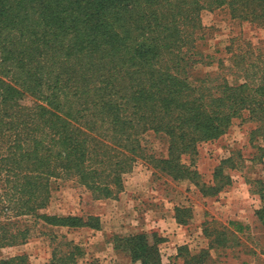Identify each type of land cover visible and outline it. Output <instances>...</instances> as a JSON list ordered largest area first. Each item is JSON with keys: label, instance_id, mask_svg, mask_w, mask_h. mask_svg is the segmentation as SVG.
Listing matches in <instances>:
<instances>
[{"label": "trees", "instance_id": "1", "mask_svg": "<svg viewBox=\"0 0 264 264\" xmlns=\"http://www.w3.org/2000/svg\"><path fill=\"white\" fill-rule=\"evenodd\" d=\"M225 4L264 26V0H0V246L61 223L40 211L60 181L110 193L147 130L167 136L161 162L193 178L179 154L245 110L264 123V68L250 74L233 53L229 70L244 69L236 83L199 65L200 12ZM259 196L264 229V183Z\"/></svg>", "mask_w": 264, "mask_h": 264}, {"label": "rangeland", "instance_id": "2", "mask_svg": "<svg viewBox=\"0 0 264 264\" xmlns=\"http://www.w3.org/2000/svg\"><path fill=\"white\" fill-rule=\"evenodd\" d=\"M200 20L194 45L208 55L199 64L203 72L223 71L239 83L244 69L229 70L233 53L252 62L250 74L263 70L264 26L228 4L201 10ZM247 114L179 154V162L196 171L193 178L161 162L168 157L167 136L147 130L110 193L60 181L40 211L61 223H41L42 234L0 246V260L24 255L29 264H183L206 250L189 264H264V229L255 214L264 183V123ZM140 233L146 234L131 239Z\"/></svg>", "mask_w": 264, "mask_h": 264}]
</instances>
